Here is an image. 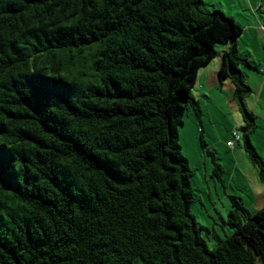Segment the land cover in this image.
I'll return each mask as SVG.
<instances>
[{
    "label": "trees",
    "instance_id": "1",
    "mask_svg": "<svg viewBox=\"0 0 264 264\" xmlns=\"http://www.w3.org/2000/svg\"><path fill=\"white\" fill-rule=\"evenodd\" d=\"M202 2L0 0V264H264V208L231 194L226 237L191 211L179 126L202 116L191 91L218 43L264 180L244 28Z\"/></svg>",
    "mask_w": 264,
    "mask_h": 264
},
{
    "label": "rangeland",
    "instance_id": "2",
    "mask_svg": "<svg viewBox=\"0 0 264 264\" xmlns=\"http://www.w3.org/2000/svg\"><path fill=\"white\" fill-rule=\"evenodd\" d=\"M201 7L205 10L221 9L244 26L237 40L240 54L253 65L241 64L246 82L252 87L245 103L256 117V128L250 138L264 159V0H203ZM224 47L223 43H218L217 51L221 53ZM218 55L212 60L217 61ZM198 92L197 80L191 94L196 96ZM224 94L222 103L203 102L201 117H197L193 107L189 106L184 122L179 126L183 153L194 170L192 184L196 199L191 211L199 225L215 229L222 237L233 233V228L225 222L233 206L231 194L240 196L252 212L264 208V180L244 147L241 126L245 121L234 97V86L233 92L229 93L225 88ZM235 131L240 136L239 142ZM202 136L221 165V177L214 174L213 158L202 146ZM230 141L235 145H230ZM202 234L209 248H215V236L205 229Z\"/></svg>",
    "mask_w": 264,
    "mask_h": 264
},
{
    "label": "crops",
    "instance_id": "3",
    "mask_svg": "<svg viewBox=\"0 0 264 264\" xmlns=\"http://www.w3.org/2000/svg\"><path fill=\"white\" fill-rule=\"evenodd\" d=\"M264 25V24H263ZM244 28V26H243ZM244 31V30H243ZM237 47H239V41L236 40ZM225 47L222 48L223 50L218 52L219 59L216 61H211L207 65L201 67L198 74V82H199V92L195 96L201 106L203 107V102H212L214 104L222 103L224 96V89L227 88V92L232 91L233 92V83L230 81V79H225L223 83L220 82L219 76H218V70L220 68V65L222 63V54L223 51L226 50L229 45L224 44ZM230 98V96H229ZM208 99V100H206ZM204 132V130H202ZM235 145V144H234ZM237 152V151H236Z\"/></svg>",
    "mask_w": 264,
    "mask_h": 264
},
{
    "label": "built area",
    "instance_id": "4",
    "mask_svg": "<svg viewBox=\"0 0 264 264\" xmlns=\"http://www.w3.org/2000/svg\"><path fill=\"white\" fill-rule=\"evenodd\" d=\"M263 30H264V25H263ZM234 134H235L236 139L239 140L240 137H239V135L236 134V131L234 132ZM229 144L233 146L234 145V142L233 141H230Z\"/></svg>",
    "mask_w": 264,
    "mask_h": 264
}]
</instances>
